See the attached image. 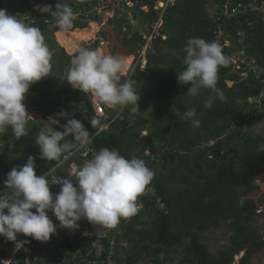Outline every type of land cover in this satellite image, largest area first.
<instances>
[{"label":"trees","instance_id":"trees-1","mask_svg":"<svg viewBox=\"0 0 264 264\" xmlns=\"http://www.w3.org/2000/svg\"><path fill=\"white\" fill-rule=\"evenodd\" d=\"M15 1L21 2L23 6L29 3V0ZM218 1L175 0L174 5L168 8L163 19L162 32L155 41L154 53H150L148 57L147 69L165 63L170 68L168 71L160 68L151 73V76L159 74L162 78L160 82H155L152 92L157 93V96L164 100L173 98L175 110L181 115L186 109L196 108V118L201 122L199 127H195L191 121H181L175 115L163 118L169 121V124L158 130L162 137L160 140L164 144L159 151L150 138L140 137L141 131L147 129L148 121L133 115L135 105L110 111L113 113L109 119L110 128L108 131H100L105 120L95 114L91 100L86 93L80 91L74 93L72 97H64L70 101V104L63 103L61 99L63 88L66 87L68 92H71L65 77L55 81L56 83L44 77L30 86L29 91L40 93V99H36L29 92L25 100L31 102L44 121L54 116L55 108L63 106L62 108L68 110L72 118H75L83 108L85 116L82 123L92 135V143L79 151H88L86 157L75 153L69 161L59 166L63 158L69 154L65 153L59 160L54 161L40 159L39 148L34 140L35 131L17 139L11 128H7L8 132L3 136V140L32 152L37 174L48 176L50 173H55L58 178L64 177L70 172V165L75 164L79 168L101 148L116 149L128 159L134 156L143 159V156L140 157L136 153L139 145L143 143L144 145L140 147L141 152L150 151L152 154V157L148 156L143 159L154 173L152 181L145 188V190H154V197L146 203V208L151 207V209L123 218L117 229L100 240L103 251L99 257H86L88 249L91 248L90 244L77 245V248L81 250V257L73 256L75 248L69 241H66L64 248L69 253H59L57 256L61 259L58 264H73L76 258L78 261H83L82 264H106L107 257H110L115 248V245L112 248V242L118 244L122 240L125 241L131 232L138 233L133 231V224L128 225L126 222L131 218L137 220L145 214L154 217V238L151 241L157 246L155 249L157 253H167L181 245L183 241H189L186 248L188 255L182 260L183 264H232L233 257L241 251H245L241 264H249V259L255 253L256 248L264 245L256 229L249 225L257 206L252 200L246 198L256 190L254 173L264 169V138L259 135L255 138L249 135L247 137V130L264 119V112L249 111L247 103L248 98L260 93L261 87L259 81L251 75L242 79L239 75L233 74V64L229 56L230 50L238 53L244 52L247 59L254 60L257 66L264 68V19L261 14L248 16L247 21L243 20L245 35L239 38L238 31L241 25L237 22L240 19L214 21L210 18L207 11L208 6L211 4L213 7ZM149 4L153 6V2ZM139 14L141 17L157 19L153 10L147 15L141 11H134L135 16ZM81 19H85L84 14ZM220 23H222V30L226 34V39L230 41L232 49L229 47L223 50L228 62L218 71L217 87L222 91L223 99L217 97L210 108H205V102L215 94L208 89H201L195 96L182 94L181 87L190 88V85L179 84L177 73L184 68L183 60L186 55L184 48L187 39L200 37L213 41ZM93 24L94 22L88 26V22H73L72 27L66 31H74L77 28L86 29ZM31 26L38 27L42 34L61 31L55 27L53 17L42 13H39L38 19ZM239 40H241L240 43ZM139 41V37L134 40L136 44ZM85 48L95 49L97 43ZM63 49L62 47L60 50L66 59L65 68L67 69L76 54L67 56ZM146 72L147 70L145 72L138 70L131 79L134 81L135 91L140 95L138 102L152 99L150 95H141L136 90L137 84L145 77ZM228 82H233V87L229 88ZM166 86L171 87L170 92L166 90ZM238 101L240 102L237 103ZM250 109L252 110V107ZM130 116L136 117L134 123L131 122ZM93 119L99 121L95 127H92L90 123ZM61 124H63L62 120ZM56 130L62 131L63 129L57 128ZM65 139L71 138L66 137ZM211 141L215 143L210 145ZM234 141H237L243 150L231 147ZM231 153H234V162L229 159ZM158 155L160 157H156ZM209 156L212 158L210 159ZM27 158L19 160L13 167L22 166L27 162ZM175 163L182 165L190 176L194 175L196 181L185 186L184 189L174 188V180L167 170ZM0 169L2 171L0 192H2L6 190L4 180L11 171L4 154L0 156ZM262 182H264V176ZM239 185L242 186V190H239ZM59 191L60 188L58 191L51 190V193L55 196ZM221 223H230L235 234L231 238V247L214 257L208 251L207 246L201 243L200 234L211 229H218ZM123 228L126 234L122 237L119 232ZM84 240L87 241V238ZM36 248L38 250V245ZM40 251L43 252V249ZM115 262L120 264L117 257H115ZM127 263L136 264L135 258L127 257ZM48 264L52 263L48 262Z\"/></svg>","mask_w":264,"mask_h":264},{"label":"clouds","instance_id":"clouds-1","mask_svg":"<svg viewBox=\"0 0 264 264\" xmlns=\"http://www.w3.org/2000/svg\"><path fill=\"white\" fill-rule=\"evenodd\" d=\"M35 10L53 17L55 27L61 31L70 29L75 20L73 9L64 0L55 4V10L51 5H36ZM184 52V68L177 73V82L190 85L188 96L197 95L201 89L211 90L215 96L204 104L210 108L215 98L223 99L217 87L219 68L228 62L222 46L215 40L189 37ZM51 56L38 27L0 9V132L10 127L17 139L27 134L29 114L24 100L30 86L49 75ZM125 63L123 56L106 55L101 48H80L65 70V78L73 89L92 94L97 102L108 107L122 109L135 105L137 108L140 95L133 87L134 81L117 83ZM172 111L179 120L200 126L196 108L186 109L183 115ZM61 120L66 122L61 124ZM46 121L48 125L39 131L35 141L40 159L59 160L65 153L75 154L92 143V135L84 124L63 110ZM90 123L95 127L99 121L93 119ZM36 167L34 157L28 156L25 164L13 167L7 174L6 190L0 192V237L13 242L17 252L30 243L18 240L20 235L39 242L55 239L57 225L49 218L48 211L53 213L60 228L69 231L78 230L81 220L96 228L115 227L122 218L136 214L137 198L154 176L143 159H128L118 150L108 148L95 152L74 172L70 167L68 178H59L56 183L37 174ZM52 184L60 185L55 196L50 191ZM0 264H13V261L3 260Z\"/></svg>","mask_w":264,"mask_h":264},{"label":"rangeland","instance_id":"rangeland-1","mask_svg":"<svg viewBox=\"0 0 264 264\" xmlns=\"http://www.w3.org/2000/svg\"><path fill=\"white\" fill-rule=\"evenodd\" d=\"M1 3L2 6L0 5V9H6L9 12V14L13 16H17L18 20H21L22 22L28 25H31L35 20L38 19V15L40 12L35 10L36 5H41V6L51 5L52 9L55 10L54 0H29V3L28 4L26 3L24 6L21 4V2L15 0L12 1L1 0ZM64 3L69 5V2H67V0H64ZM212 8L213 7L210 4L207 10L209 15H211L214 12ZM132 20H134L139 27L144 28L145 26L144 24L147 21V17H141L139 14L138 16L134 15ZM73 22L84 23L81 17H78L77 14H75V20ZM92 26L86 29H90ZM123 27H127V30L124 31ZM132 28L133 26H131V24L129 23L128 18L115 17L114 19H111L109 22H107L106 25L103 26V28H100L99 26L98 30H96L91 35H89V37L85 39L82 42V44H80L78 50L80 48H85L86 46H90L91 44L96 42L97 48L103 49L104 54L123 56L126 60V63L124 70L121 74L125 75L130 67V62H131L130 58L132 57L130 53L135 54L137 52L136 51L137 45L134 42L136 36ZM59 32H64V31H59ZM59 32H55V33L47 32L43 34L45 38V43L47 44V46L49 47L52 53L51 61H50L51 68L49 75L46 78L54 82L63 79L65 77V70H66L65 68L66 59L64 56H62L60 50L62 49L63 46L58 40ZM65 32H72V31H65ZM240 42L241 40H239V43ZM63 50L65 52V55L67 56L74 55V54L72 55L69 54L65 48ZM76 53L77 52H75V54ZM229 53L231 60L237 59L240 61H245L244 59H246V57L243 56L244 52L243 54H241L230 50ZM160 68H165L167 71L170 69L167 63H165L164 65H158L156 67L151 66L147 69L145 77L140 81V83L137 84L136 90L139 93H141V95L142 94L150 95L152 99L145 102H138L137 108L136 106H134V112H133L134 113L133 115H135L137 118L146 119L148 121V123L146 124L147 129L141 131L140 137L150 138L151 141H153V143L157 146L158 149L157 151L161 150V148L164 145L163 142L160 140L162 137L161 134H159L158 130L166 127L169 124V121L163 118L173 116L174 113L172 109L175 110V100L173 98H168L164 100L159 96H157V93L152 92V90L154 89L155 82L156 83L160 82L162 78L159 74L151 76L152 75L151 73ZM232 73L237 74L235 72V68H233ZM239 77L242 78L243 75ZM51 83L55 84L56 82L55 83L51 82ZM233 84H234L233 82H228L227 86L231 88L233 87ZM67 89L68 88L66 87L63 88L61 99L63 103L70 104V101L66 100L67 98L64 97H68V96L72 97L74 93L80 92V90L73 89L71 85H70L71 92H68L69 90ZM166 90L170 92L171 87L166 86ZM188 90L189 88L181 87L182 94H187ZM29 92L30 91H28V93ZM30 94L34 96L36 99L38 100L40 99V93L31 91ZM239 102L240 101H238L237 103ZM24 105L27 113L29 114L27 117L26 135L28 134L30 135L32 131H35L34 140L36 141V137L39 131L48 124L46 121L42 119L41 114L38 113L36 109L33 108L34 106L31 105L30 101L24 100ZM62 107L55 108L53 111L54 115L63 110L67 112L69 116L72 118L70 112L68 110L63 109ZM80 109L81 107L79 108V110ZM112 109L115 110V108ZM248 110L250 111V109ZM84 112L85 111L82 108L75 117V119L83 122L84 121L83 117L85 116ZM111 114L113 113L111 112ZM136 117L130 116V120L132 123H134L133 121L135 120ZM62 121L63 123L66 122L64 120ZM7 132L8 129H6L3 132H0V156L3 154L5 155V161L8 164L9 168L12 169V167L19 160H23L24 158L33 155L32 152L25 151L18 145H15L11 142H5L3 140V136ZM248 135L253 138H255L258 135L264 138V119L254 124L252 128L248 129L247 137ZM214 143L215 141H211L210 145H213ZM142 144L143 143L139 145L136 151L137 155H139L140 157L143 156V159L148 156L152 157L150 151L141 152L140 147L142 146ZM231 147H233L234 149L240 148V150L241 149L243 150V147L240 146V144H238L237 141L232 142ZM156 157H160V155ZM229 159L231 162L235 161L234 153L229 154ZM77 169L78 167L77 165H75V168L73 169L72 172H74ZM68 172L69 171L67 170V173ZM167 172L171 174V177L174 180L173 187L176 189H184L185 186H189L190 184L194 183V181H196L195 176L194 175L190 176L188 172L185 171L183 166L180 165L179 163L170 165L168 167ZM254 175L256 178L254 182V185L256 186V190L246 198L252 200L257 206V209L253 214V218L249 221V225H251V227H254L256 229V232L258 233L260 239L264 241V182H262V177L264 176V169L261 170L260 172H255ZM46 177L50 183H56L59 180V178L63 179L64 177H68V175L65 174L64 177L58 178L55 175V173H50ZM1 178H2V171L0 169V180ZM59 188H60L59 184H52L50 186V191L51 190L58 191ZM239 190H242L241 185H239ZM153 197H154V190L150 189L143 191V193H141L137 198L136 203H137L138 211L136 212V214H140L146 209L147 211L151 209V207L146 208V203ZM157 205L158 207H160L159 204ZM48 216L51 219V214H48ZM121 220L113 228H101V227L96 228L95 226L89 224L86 220H81L79 222L80 224L79 229L75 231H69L60 228L59 222L56 219L52 220L53 223L57 225V232L55 234L56 236L53 241H51L50 239L48 242H46L45 251L42 256L55 257L57 253L60 251H62V253L63 252L69 253V251L64 248V246L66 245V241H69L71 246L75 248V252H73L72 254L73 256L75 255L77 257H81V253H80L81 250L77 248V245L82 246L84 244H90L91 248L88 249L86 257H99L103 251V247L101 245L100 240L109 236V234L112 231L117 229L120 226ZM153 221H154V217L149 216L148 214L143 215L141 218L137 220H134L133 218L128 220L126 224L128 225L133 224L134 225L133 231H137L138 233L131 232L125 241L122 240L118 244L114 243L115 248L112 250L110 256L117 257L120 261V264H129L127 263V257H134L136 264H183L182 260L185 258V256L188 255L186 248L188 246L189 241L188 240L183 241L181 245L177 246L174 249H171L167 253H157L155 250L157 246L152 244L151 241L154 238ZM84 233H87V235H85ZM124 234H126L125 228L121 229L119 232V235H121L122 237L124 236ZM234 234H235V230L230 223H221L218 229H211L207 232H202L200 234V241L201 243L207 246L210 254L216 257L221 252H224L231 247V243H232L231 238ZM84 238H87V241H85ZM146 247H148V249ZM244 254L245 251H241L237 255H235L233 257L232 264H241V258L243 257ZM53 261L57 262L56 260ZM46 262L47 261H45L44 264H46ZM82 262L83 261H78L76 258L73 264H82ZM249 264H264V245L261 248L258 249L256 248L255 253L249 259Z\"/></svg>","mask_w":264,"mask_h":264},{"label":"built area","instance_id":"built-area-1","mask_svg":"<svg viewBox=\"0 0 264 264\" xmlns=\"http://www.w3.org/2000/svg\"><path fill=\"white\" fill-rule=\"evenodd\" d=\"M67 2H69V5L74 9V13L77 14L78 17H81L84 14L85 19L83 21L88 22V25L94 22L97 23L100 28H103L107 22L115 17L129 19V23L133 26L132 30L135 33V38L138 39L139 37L140 41L136 44L137 52L135 54H130L133 57V62L129 71L125 75H121V73L119 74L120 78L117 83H123L128 79H132L138 70L141 72L147 70L148 57L150 53H154L155 41L162 32L163 19L168 8L174 5L175 0H67ZM149 2H153V6H151ZM135 10L141 11L146 15L153 10L157 19L147 18L144 28H141L134 20H132ZM213 10L214 12L210 15V18L214 21L229 20L232 18L240 19L239 22H237V24L241 25L240 30L238 31V37L242 38L245 35L243 29L245 22L243 20L247 21L248 16L253 14H261L264 19V0H219L218 3L214 4ZM123 28L124 31L127 30V27ZM217 28L218 30L215 32V41L220 43L223 50L229 48L231 43L226 39V34L222 30V23H220ZM239 53L243 54V52ZM244 60L245 61H240L235 59L231 60V62L237 75H243L242 79H246L251 75L255 80L259 81L261 87L260 93L257 96L248 98L247 103L249 109L252 107V110L250 109V111L263 113L264 68L257 66L256 62L252 59L248 60L246 58ZM86 94L91 100L95 114L105 120L100 131H108L111 125L109 119L113 116L110 111L113 109L97 102L92 94ZM75 153L86 157L88 151H77ZM73 156L74 154L65 156L59 166L69 161ZM209 158L211 159L212 157L209 156ZM70 167L73 171L75 164H72ZM48 214H51V219L55 220L51 211H48ZM50 239L51 241L54 240V238ZM18 240H28L30 243L26 244L24 249L17 252L14 250L13 242L7 241L4 237H0V261L11 260L13 261V264H44V262L47 261L46 264H48V262L58 264L61 259L60 257L42 256L45 251L44 248L46 242L35 241L31 237H24L22 235L18 236ZM37 245L39 247L38 250L36 248ZM111 245L113 248L114 242H112ZM41 249H43V252L40 251ZM53 260H56L57 262H54ZM106 264H116L115 257H107Z\"/></svg>","mask_w":264,"mask_h":264},{"label":"bare ground","instance_id":"bare-ground-1","mask_svg":"<svg viewBox=\"0 0 264 264\" xmlns=\"http://www.w3.org/2000/svg\"><path fill=\"white\" fill-rule=\"evenodd\" d=\"M95 24V23H94ZM90 29H76L72 32H59L58 40L62 44V46L68 51L69 54H75L77 52L78 47L82 42L89 37L93 32L99 29V26L95 24ZM103 50V49H102ZM104 52V50H103ZM130 67L133 62V57L130 58ZM129 67V69H130ZM129 71V70H128ZM127 71V72H128ZM122 75V74H121Z\"/></svg>","mask_w":264,"mask_h":264},{"label":"water","instance_id":"water-1","mask_svg":"<svg viewBox=\"0 0 264 264\" xmlns=\"http://www.w3.org/2000/svg\"><path fill=\"white\" fill-rule=\"evenodd\" d=\"M60 2V0H55L54 1V3L57 5V3H59Z\"/></svg>","mask_w":264,"mask_h":264}]
</instances>
